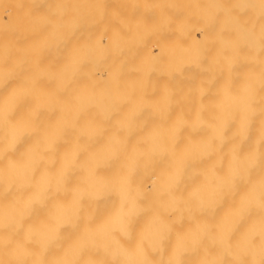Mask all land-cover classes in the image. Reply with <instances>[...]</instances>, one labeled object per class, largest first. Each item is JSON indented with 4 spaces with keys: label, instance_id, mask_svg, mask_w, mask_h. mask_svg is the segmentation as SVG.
Instances as JSON below:
<instances>
[{
    "label": "bare ground",
    "instance_id": "6f19581e",
    "mask_svg": "<svg viewBox=\"0 0 264 264\" xmlns=\"http://www.w3.org/2000/svg\"><path fill=\"white\" fill-rule=\"evenodd\" d=\"M0 264H264V0H0Z\"/></svg>",
    "mask_w": 264,
    "mask_h": 264
}]
</instances>
